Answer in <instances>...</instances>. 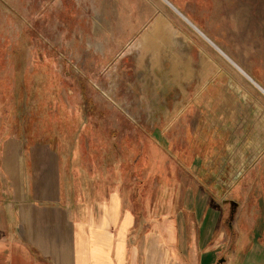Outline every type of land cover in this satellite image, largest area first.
Returning <instances> with one entry per match:
<instances>
[{
  "label": "crops",
  "instance_id": "0c3cea01",
  "mask_svg": "<svg viewBox=\"0 0 264 264\" xmlns=\"http://www.w3.org/2000/svg\"><path fill=\"white\" fill-rule=\"evenodd\" d=\"M250 92L221 67L176 87L155 124L122 130L81 106L80 124L46 121L38 140L0 120V264H264V103Z\"/></svg>",
  "mask_w": 264,
  "mask_h": 264
},
{
  "label": "rangeland",
  "instance_id": "374dc122",
  "mask_svg": "<svg viewBox=\"0 0 264 264\" xmlns=\"http://www.w3.org/2000/svg\"><path fill=\"white\" fill-rule=\"evenodd\" d=\"M160 1L0 0V120L155 124L221 67L264 103V0Z\"/></svg>",
  "mask_w": 264,
  "mask_h": 264
},
{
  "label": "bare ground",
  "instance_id": "6f19581e",
  "mask_svg": "<svg viewBox=\"0 0 264 264\" xmlns=\"http://www.w3.org/2000/svg\"><path fill=\"white\" fill-rule=\"evenodd\" d=\"M161 1H162L164 4H167L165 0H161ZM161 1H160V2H161ZM237 68H239V67L237 66ZM239 69H240V68H239Z\"/></svg>",
  "mask_w": 264,
  "mask_h": 264
}]
</instances>
